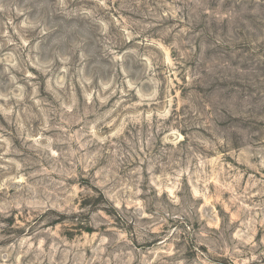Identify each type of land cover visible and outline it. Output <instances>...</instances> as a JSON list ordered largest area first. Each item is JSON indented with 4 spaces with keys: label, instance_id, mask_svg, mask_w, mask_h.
Wrapping results in <instances>:
<instances>
[{
    "label": "rangeland",
    "instance_id": "obj_1",
    "mask_svg": "<svg viewBox=\"0 0 264 264\" xmlns=\"http://www.w3.org/2000/svg\"><path fill=\"white\" fill-rule=\"evenodd\" d=\"M0 264H264V0H0Z\"/></svg>",
    "mask_w": 264,
    "mask_h": 264
}]
</instances>
